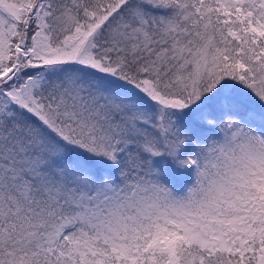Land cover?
<instances>
[{"label":"snow or ice","instance_id":"6c2138e0","mask_svg":"<svg viewBox=\"0 0 264 264\" xmlns=\"http://www.w3.org/2000/svg\"><path fill=\"white\" fill-rule=\"evenodd\" d=\"M0 264H264V0H0Z\"/></svg>","mask_w":264,"mask_h":264}]
</instances>
